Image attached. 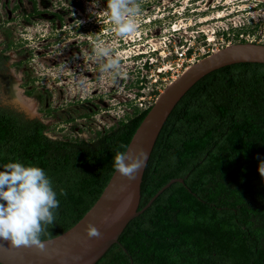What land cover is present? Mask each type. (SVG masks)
<instances>
[{"label": "trees", "instance_id": "obj_1", "mask_svg": "<svg viewBox=\"0 0 264 264\" xmlns=\"http://www.w3.org/2000/svg\"><path fill=\"white\" fill-rule=\"evenodd\" d=\"M6 60L0 51V71ZM148 107L133 106L87 141L49 137L37 117L0 106V170L13 162L40 167L59 201L41 238L96 198ZM173 176L182 182L129 217L92 264H264V63L214 69L177 100L145 163L136 208Z\"/></svg>", "mask_w": 264, "mask_h": 264}, {"label": "rangeland", "instance_id": "obj_2", "mask_svg": "<svg viewBox=\"0 0 264 264\" xmlns=\"http://www.w3.org/2000/svg\"><path fill=\"white\" fill-rule=\"evenodd\" d=\"M138 2V30L120 37L111 31L105 0H0V51L7 55L0 83L9 78L10 96L18 97L9 100L0 88V104L40 119L49 137L89 141L131 114L135 92L148 104L181 73L187 64L175 52L203 38L216 47L251 33L264 41V0ZM99 40L119 57L121 76L101 70ZM147 59L149 70L141 66ZM140 74L145 82L138 88Z\"/></svg>", "mask_w": 264, "mask_h": 264}, {"label": "water", "instance_id": "obj_3", "mask_svg": "<svg viewBox=\"0 0 264 264\" xmlns=\"http://www.w3.org/2000/svg\"><path fill=\"white\" fill-rule=\"evenodd\" d=\"M240 62L264 63V43L236 41L227 44L181 71L157 93L123 152L142 149L146 153V163L154 140L177 100L206 73ZM1 88L8 97L9 88L5 82L1 83ZM8 99L13 101V98ZM26 116L32 117L29 114ZM143 169L136 174L135 179L127 180L114 168L96 198L70 225L41 238L46 240L45 252L34 248H13L8 242L0 241V264H92L116 240L120 228L129 217L139 212L171 181L182 182L181 177H170L136 208ZM88 224L94 225L102 237H88L85 234Z\"/></svg>", "mask_w": 264, "mask_h": 264}, {"label": "clouds", "instance_id": "obj_4", "mask_svg": "<svg viewBox=\"0 0 264 264\" xmlns=\"http://www.w3.org/2000/svg\"><path fill=\"white\" fill-rule=\"evenodd\" d=\"M105 5L111 31L120 37L133 36L139 27L138 0H105ZM95 56L104 61L101 70L110 73L113 79L123 74L119 57L113 55L112 46L105 41L96 43ZM145 157L142 149L119 152L114 157V168L120 176L133 180L144 167ZM65 194L61 191V195ZM58 208L52 182L40 167L13 162L0 170V241L8 242L13 248L45 252L46 240L41 237L56 223ZM85 234L90 238L102 237L92 224L86 226Z\"/></svg>", "mask_w": 264, "mask_h": 264}, {"label": "built area", "instance_id": "obj_5", "mask_svg": "<svg viewBox=\"0 0 264 264\" xmlns=\"http://www.w3.org/2000/svg\"><path fill=\"white\" fill-rule=\"evenodd\" d=\"M247 33H250V31L247 32ZM247 36H248V34H246V36L243 37V38H240L241 36H239L238 41L242 39L244 41L258 42V40L255 39V35L254 34L251 33V34H249V37H247ZM229 42L230 41H228L226 44H223V45L220 44L218 47H216V43L214 42V40L212 38H203V41L198 43L194 47V49L186 48L182 52L181 51L175 52L176 59H181L182 61H184L187 64V66H185V68H183V70H185L189 65L195 63L196 61H198L199 59H201L205 55L216 51L217 49L221 48L222 46H225V45L229 44ZM144 63L146 64V66H144ZM141 66H143V67H145V68H147L149 70L153 66V62L150 59H147V60H144V62L141 64ZM155 69L158 70L157 67ZM158 72H159V70H158ZM142 78H144V81L142 80ZM143 82H145V75L144 74H140L138 76L137 82H136L137 83V87L142 85ZM142 99H143V96L139 92V94L136 95V100H137V105H138L137 107H139V108L142 105V102H141ZM152 101H153V99H152ZM151 103L152 102H150L148 104H144L143 103L142 108H146Z\"/></svg>", "mask_w": 264, "mask_h": 264}, {"label": "flooded vegetation", "instance_id": "obj_6", "mask_svg": "<svg viewBox=\"0 0 264 264\" xmlns=\"http://www.w3.org/2000/svg\"><path fill=\"white\" fill-rule=\"evenodd\" d=\"M6 56H7V55H6ZM6 70H7V60H6V62L3 64V70L0 71V76H1V74L4 73ZM11 79H12V78H10V80H11ZM3 80H4L3 82H5L6 84L9 82V78H7V79H6V78H5V79L3 78ZM9 85H10V84H9ZM10 86H11V85H10ZM0 88H1V83H0ZM10 89H11V88H10ZM10 89H8V92H9L8 95H9V97L11 98V96H10ZM12 97H13V96H12ZM14 97H15V96H14ZM14 97H13V98H14ZM0 106H4V107H5V105H3V104H2V105L0 104ZM7 107L16 109L14 106H8V105H7ZM16 110H17V109H16ZM17 111H19V110H17ZM20 112H22V111H20ZM25 116H26V115H25ZM34 117H35V116H34Z\"/></svg>", "mask_w": 264, "mask_h": 264}, {"label": "bare ground", "instance_id": "obj_7", "mask_svg": "<svg viewBox=\"0 0 264 264\" xmlns=\"http://www.w3.org/2000/svg\"><path fill=\"white\" fill-rule=\"evenodd\" d=\"M13 90V89H12ZM12 92V91H11ZM17 92V91H16ZM9 93V92H8ZM14 95H15V97H14ZM8 97H9V95H8ZM13 97L15 98V99H17L18 97L16 96V94H15V92H13ZM20 97V96H19ZM14 101V100H13Z\"/></svg>", "mask_w": 264, "mask_h": 264}]
</instances>
